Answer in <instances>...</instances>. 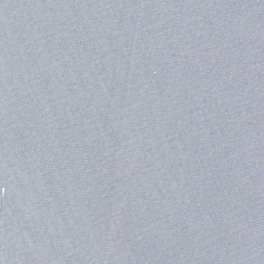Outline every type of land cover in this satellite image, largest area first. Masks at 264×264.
<instances>
[{
    "label": "water",
    "instance_id": "obj_1",
    "mask_svg": "<svg viewBox=\"0 0 264 264\" xmlns=\"http://www.w3.org/2000/svg\"><path fill=\"white\" fill-rule=\"evenodd\" d=\"M0 264H264V0H0Z\"/></svg>",
    "mask_w": 264,
    "mask_h": 264
}]
</instances>
